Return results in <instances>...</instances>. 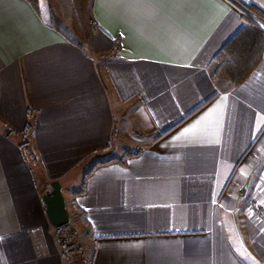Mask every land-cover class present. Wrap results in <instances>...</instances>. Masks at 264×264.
<instances>
[{"label": "crops", "instance_id": "1", "mask_svg": "<svg viewBox=\"0 0 264 264\" xmlns=\"http://www.w3.org/2000/svg\"><path fill=\"white\" fill-rule=\"evenodd\" d=\"M45 6L0 0V126L11 130H0V264H67L39 179L61 180L90 158L118 159L85 179L88 167L72 189L83 190L89 230L75 211L72 220L93 247L88 264H264L252 205H264V52L231 90L211 75L243 27L239 7L91 0L97 31L77 46ZM28 110L34 166L20 147ZM126 147L140 152L124 162Z\"/></svg>", "mask_w": 264, "mask_h": 264}, {"label": "trees", "instance_id": "2", "mask_svg": "<svg viewBox=\"0 0 264 264\" xmlns=\"http://www.w3.org/2000/svg\"><path fill=\"white\" fill-rule=\"evenodd\" d=\"M39 13L40 0H26ZM235 3L240 11L243 21L242 29L233 36L216 54L213 60L211 75L219 91H228L233 89L254 70L261 60L264 52V10L255 4L246 3L243 0H230ZM51 11V27L59 32L71 43L83 45L78 38L75 26L73 25V16L70 14L71 0H47ZM96 26V23L94 21ZM120 50V42H117L114 49L109 52L113 55ZM36 122V115L28 110V119L24 129L21 132L22 142L21 150L27 160L34 166L38 163L37 157L31 146V136ZM140 149L127 147L121 161H124L137 153ZM118 158H109L92 163L85 173V179L89 177L94 168L102 163H109ZM83 190H76L73 193L72 207L77 216H80L82 222L89 230L90 224L86 219L84 212L77 203V196ZM56 238L61 248V253L67 264H88L87 258L93 251L92 246H83L79 241V234L72 222L55 228ZM88 254L89 257H88Z\"/></svg>", "mask_w": 264, "mask_h": 264}, {"label": "rangeland", "instance_id": "3", "mask_svg": "<svg viewBox=\"0 0 264 264\" xmlns=\"http://www.w3.org/2000/svg\"><path fill=\"white\" fill-rule=\"evenodd\" d=\"M41 2L45 4V8H47V15L49 17V22L51 25V11L50 7L47 3V0H40V8H41ZM43 7V6H42ZM71 7L72 10L70 14L73 16V25L76 28L79 41L82 44H86L87 46H90L93 36L97 31V26L94 24V20L91 16V0H71ZM45 10V9H44ZM40 11V10H39ZM12 137H20V135L13 133ZM127 148V147H126ZM125 148V149H126ZM130 148V147H129ZM103 151H98V153L93 154L94 156L97 154H100ZM125 153V150H124ZM101 155V154H100ZM96 162V161H94ZM87 163V160L83 163V165L77 166L72 172L69 173L65 178L58 180H49V179H39V184L42 188V190H45L48 186L51 187V183L53 181H60L64 186H66V189L64 190V194L67 199V206L68 210L71 213V221L75 224L76 229L79 234V241L82 245H85L87 237L85 233L84 225L81 223V221L72 220V215L74 214V209H72L70 199L72 197V189L80 188L82 184V177L84 174V171L89 167L85 166ZM89 163H93L92 158H90ZM90 254H88L89 257ZM87 261H89V258H87ZM88 263V262H87Z\"/></svg>", "mask_w": 264, "mask_h": 264}, {"label": "water", "instance_id": "4", "mask_svg": "<svg viewBox=\"0 0 264 264\" xmlns=\"http://www.w3.org/2000/svg\"><path fill=\"white\" fill-rule=\"evenodd\" d=\"M0 130L9 135L11 130L6 126H0ZM45 213L53 228H60L71 222V215L67 206V199L60 181L51 183V190L42 197Z\"/></svg>", "mask_w": 264, "mask_h": 264}, {"label": "built area", "instance_id": "5", "mask_svg": "<svg viewBox=\"0 0 264 264\" xmlns=\"http://www.w3.org/2000/svg\"><path fill=\"white\" fill-rule=\"evenodd\" d=\"M261 186L264 188V176L261 179ZM252 205L255 214L264 221V205L257 199L252 198Z\"/></svg>", "mask_w": 264, "mask_h": 264}]
</instances>
